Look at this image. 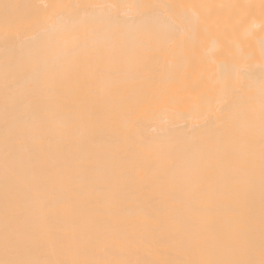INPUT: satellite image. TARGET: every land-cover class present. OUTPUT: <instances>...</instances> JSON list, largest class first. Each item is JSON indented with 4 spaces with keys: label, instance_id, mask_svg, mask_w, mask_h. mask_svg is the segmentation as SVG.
<instances>
[{
    "label": "bare ground",
    "instance_id": "bare-ground-1",
    "mask_svg": "<svg viewBox=\"0 0 264 264\" xmlns=\"http://www.w3.org/2000/svg\"><path fill=\"white\" fill-rule=\"evenodd\" d=\"M0 264H264V0H0Z\"/></svg>",
    "mask_w": 264,
    "mask_h": 264
}]
</instances>
